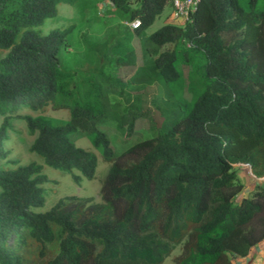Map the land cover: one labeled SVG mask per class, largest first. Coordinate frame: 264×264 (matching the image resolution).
Returning <instances> with one entry per match:
<instances>
[{
    "label": "trees",
    "instance_id": "obj_1",
    "mask_svg": "<svg viewBox=\"0 0 264 264\" xmlns=\"http://www.w3.org/2000/svg\"><path fill=\"white\" fill-rule=\"evenodd\" d=\"M139 35L171 0H109ZM72 0H0V161L14 114L34 137L29 152L76 185L94 179L96 156L74 144L80 131L108 164L99 195L63 197L48 211L43 165L0 169V264H233L264 241V0H198L184 28L149 36L162 75L196 63L203 92L171 128L115 156L92 105L74 96L58 54L73 27L42 35ZM133 6V7H131ZM166 44L170 52L157 53ZM190 44L191 47H187ZM175 76V73H174ZM65 110L66 120L45 116ZM248 168L246 196L237 168Z\"/></svg>",
    "mask_w": 264,
    "mask_h": 264
},
{
    "label": "rangeland",
    "instance_id": "obj_2",
    "mask_svg": "<svg viewBox=\"0 0 264 264\" xmlns=\"http://www.w3.org/2000/svg\"><path fill=\"white\" fill-rule=\"evenodd\" d=\"M72 1L70 5L59 4L58 18L46 20L35 30L47 35L55 29L73 27L66 39L68 46L58 54L60 68L74 74L71 86H76V99L92 105L94 115L100 114L98 129L106 135L117 157L127 148L171 128L191 108L203 87L195 72L196 63L184 66L177 58L174 70L166 69L159 75L154 69L155 56L150 51L154 46L149 36L169 22V6L149 28L136 35L129 31L109 0ZM173 49V44H166L157 53ZM5 55L0 52V58ZM17 115L36 114L25 109L11 116L13 129L4 145L9 154L0 161V169H14L13 161L18 165L31 162L43 165L29 152L34 137L27 134L24 122L17 119ZM44 115L62 120L69 118L67 111H53L50 107ZM2 120L0 116V124ZM70 140L96 156L94 179L82 178L76 185L69 175L43 165L42 174L52 182L44 186L45 204L32 209L35 213L48 211L63 197H88L95 204L102 203L99 190L109 165L80 131L72 134ZM237 174L244 188L242 193L251 196L254 179L250 171L238 167ZM180 249L181 245L177 246L163 264H175Z\"/></svg>",
    "mask_w": 264,
    "mask_h": 264
},
{
    "label": "built area",
    "instance_id": "obj_3",
    "mask_svg": "<svg viewBox=\"0 0 264 264\" xmlns=\"http://www.w3.org/2000/svg\"><path fill=\"white\" fill-rule=\"evenodd\" d=\"M198 0H171L170 14L168 16V23L180 28H184L185 24L189 21L190 15L195 11ZM132 31L136 30L140 26V22L135 20L133 22L125 23ZM187 47H191L187 44Z\"/></svg>",
    "mask_w": 264,
    "mask_h": 264
},
{
    "label": "crops",
    "instance_id": "obj_4",
    "mask_svg": "<svg viewBox=\"0 0 264 264\" xmlns=\"http://www.w3.org/2000/svg\"><path fill=\"white\" fill-rule=\"evenodd\" d=\"M128 29L134 33L129 27ZM233 264H264V241L260 242L246 258L233 262Z\"/></svg>",
    "mask_w": 264,
    "mask_h": 264
}]
</instances>
